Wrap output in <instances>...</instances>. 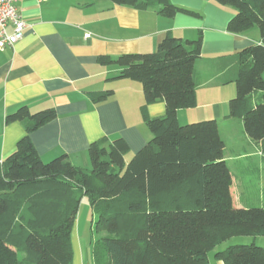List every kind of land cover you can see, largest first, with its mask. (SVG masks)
<instances>
[{"label":"trees","instance_id":"1","mask_svg":"<svg viewBox=\"0 0 264 264\" xmlns=\"http://www.w3.org/2000/svg\"><path fill=\"white\" fill-rule=\"evenodd\" d=\"M111 1L140 10L156 4V12L169 18L202 17L170 0ZM214 1L236 10L229 32L260 33L261 43L217 63L219 81L236 86L228 116L240 119L264 151V0ZM202 45L201 31L192 40L167 33L153 52L98 57L100 64L120 68L117 78L143 87L141 114L152 138L129 161L124 138L104 137L89 145L90 168L74 165L66 154L45 163L30 133L55 119L56 109L33 113L23 105L7 115V121H26V134L0 163V264H72V232L84 196L100 234L92 245L94 264H211L209 252L224 241L264 236V207L233 204L218 120L178 121L179 109L198 105L194 67ZM113 94L90 92L95 103ZM160 101L165 114L150 117L148 105ZM214 256L223 264H264V247L253 241Z\"/></svg>","mask_w":264,"mask_h":264},{"label":"crops","instance_id":"2","mask_svg":"<svg viewBox=\"0 0 264 264\" xmlns=\"http://www.w3.org/2000/svg\"><path fill=\"white\" fill-rule=\"evenodd\" d=\"M170 1L198 11L202 17L183 13L165 17L156 12V4L140 10L111 0H18L17 7L27 24L24 36L13 46L0 49V163L16 150L26 134V121H7V115L23 105L33 113L56 109L55 119L30 133L44 162L66 154L74 165L88 168L89 145L104 137L124 138L130 146L127 160L152 138L141 114L143 87L138 81L117 78L120 68L102 65L98 57L153 52L167 33L192 40L200 31L202 54L194 67L197 106L202 105L208 117L218 120L226 152L228 144L222 127L225 128L224 122L236 118L228 116L236 86L219 81L222 72L217 62L244 47L261 43L260 33L229 32L227 24L236 10L214 0ZM107 89L114 90L111 97L99 103L92 101L90 92ZM195 108L179 109V123L185 124ZM147 110L150 117H157L165 114L166 106L164 102H155ZM237 121L243 127L242 121ZM243 131L236 135L234 165L240 169L253 163L264 180L262 142ZM225 159L232 173L231 192L236 206L234 190L245 192L249 187L241 177L243 169L234 173L226 153ZM74 240L82 258L81 238L73 229ZM257 240L254 238L255 243Z\"/></svg>","mask_w":264,"mask_h":264},{"label":"rangeland","instance_id":"3","mask_svg":"<svg viewBox=\"0 0 264 264\" xmlns=\"http://www.w3.org/2000/svg\"><path fill=\"white\" fill-rule=\"evenodd\" d=\"M190 112L192 113H190V116H188L189 117L188 121L185 122V124L202 121L205 119H215V117L211 118L207 116L205 108L202 105L196 106V108L191 109ZM182 121H186V120L182 119ZM224 121L225 119L222 118V122ZM224 123L226 125H225V128L222 127V133L225 139H227L226 142L228 144L225 153H226V156L230 158L229 163H230V166L233 168L234 173H237L236 171L239 168H237V166L234 165L233 159L236 155L234 147H235V143L237 140V137H236V135H238L237 133H240V131L244 132L243 131L244 129L243 127H240L238 125L237 118H234L233 120H230V121H226ZM133 155L134 154H132V156L127 157L126 161H129L133 157ZM48 162H45V163H48ZM90 167L91 165L88 168ZM241 168L243 169V173H244V176H241V177L244 179V183L249 187V189H246L245 192H235L234 190L233 195H234V199L236 202V206L243 205L246 207H254V206L264 207V188H262L263 187L262 184L264 183V180H263V177H261L259 172L256 170L257 168L256 165L253 163H250L248 164V166L246 165L241 166L240 169ZM239 203H242V204H239ZM95 220H96V214L92 210V207L89 202V198L87 196H84L80 202V206H79V210L77 213V218H76V222L74 226L75 233L77 232L81 238L82 258L78 253V248L76 245L77 243L74 240L73 241L74 254H73L72 264H94L93 254H92V245H93L94 240L100 236V234H98L94 230ZM257 238H258L257 245L264 247V236L257 237ZM253 241H254V237L252 236H235V237H232L224 241L223 243L218 245L214 250L209 252V259H210L211 264H223V262L215 258L214 255L216 251H222L231 245L251 244ZM12 248L14 250H17L15 247H12ZM18 252L21 258L25 257V253L23 251L20 250Z\"/></svg>","mask_w":264,"mask_h":264},{"label":"built area","instance_id":"4","mask_svg":"<svg viewBox=\"0 0 264 264\" xmlns=\"http://www.w3.org/2000/svg\"><path fill=\"white\" fill-rule=\"evenodd\" d=\"M17 2L18 0H0V49L13 46L24 36L27 24Z\"/></svg>","mask_w":264,"mask_h":264}]
</instances>
